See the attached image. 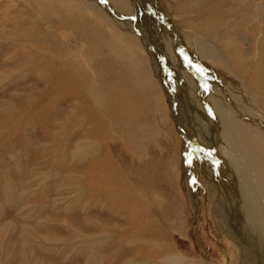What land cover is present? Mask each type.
<instances>
[{
    "label": "rangeland",
    "instance_id": "rangeland-1",
    "mask_svg": "<svg viewBox=\"0 0 264 264\" xmlns=\"http://www.w3.org/2000/svg\"><path fill=\"white\" fill-rule=\"evenodd\" d=\"M172 2L185 5V11L178 15ZM242 2L253 3L258 15L248 19L243 14L240 37L230 35L238 45V56H245L247 50L256 53L261 34L252 44L251 34L264 32V0ZM80 3L77 6L83 10L74 18L86 33L77 39L66 31L58 35L56 27L70 18L68 13L62 12L59 19L41 0H0V264H230L234 252L229 250L212 203L209 200L207 207L200 202L202 197L208 200L207 185L199 179V167L194 166L196 173L188 169L192 167L190 150H184L186 160L172 161L168 177L159 175L156 186L171 203L164 211L158 209L157 215L135 182H141L140 176L134 180L123 170L122 156L134 158L124 151L123 138L112 136L106 125H93L87 117L92 101L77 98L81 90L75 82H81L80 78L63 80L85 75L93 87L117 86L122 90L120 99H134L133 106L143 113L136 140L140 153L147 142L159 147L157 123L160 116L167 119L170 104L144 45ZM196 3L169 0L165 4L179 33L191 44L194 33L207 28L215 9L199 6L195 11ZM228 9L220 11L228 13ZM49 40L54 44L58 40L59 47L47 53L44 44ZM203 62L205 66L207 61ZM114 90V96L118 95ZM88 145L95 151L93 158L81 154ZM107 156L118 177L111 176L113 171L103 164ZM124 175L130 185L135 183L129 190L136 205L126 202L128 188L119 179ZM168 178L175 180L176 189ZM172 253L185 260L171 262Z\"/></svg>",
    "mask_w": 264,
    "mask_h": 264
},
{
    "label": "bare ground",
    "instance_id": "bare-ground-1",
    "mask_svg": "<svg viewBox=\"0 0 264 264\" xmlns=\"http://www.w3.org/2000/svg\"><path fill=\"white\" fill-rule=\"evenodd\" d=\"M41 1L45 2L46 9L49 7L48 11L52 10L55 16H60L59 19H63L62 12L69 14L70 18L63 21V25L56 27L58 35H61L60 31H66L79 39V34L86 33L76 26L77 18H74V14L80 17L83 9L77 4L81 2L85 9L92 10L96 17L97 14L105 15L112 23L119 25L124 33L141 41L150 61V68L160 87L167 93V104H170V112L166 110L167 119L160 116V122L157 123L160 133L159 147L147 142L145 146L142 145L144 153H140L141 148L136 140L139 141V119L143 113L139 111L138 105L133 106L132 98L128 101L120 99L122 90L117 86L114 89H117L119 94L114 96L112 86L104 87L100 83L98 87H93L87 82L85 75L73 79L66 76L63 80L71 82L80 78L81 82H75L77 89L81 90V95L77 98L84 97L92 101L87 117L93 125H106L112 136L120 135L123 138L124 151L134 157L130 159L122 156L120 163L123 170L129 172L134 180L140 176L141 182H135L140 187L142 197L148 195L147 203L151 208H155L157 215L158 209L164 211L171 202L166 195L161 194V191H164H160L156 183L160 176H169L168 169H172L173 160L178 161L176 158L180 157L181 160L187 159L184 150L189 149L192 153V167L189 165L188 169H194L196 173L199 167V179L203 185H207L204 192L207 193L208 200L202 197L200 202L209 206V200L211 201L222 233L227 241L229 240V250L234 252L230 264H264V32L251 34V44L260 34L261 37L254 46L256 53L247 50L245 56L235 53L238 45L230 36L234 32L240 37L245 23L243 14L248 19L258 15L253 9L254 4L244 3L242 0H210L209 3L207 0H196V6L193 7L195 11L199 6H213L215 9L210 14L207 28L200 34L194 33L195 41L191 44L179 33L178 25L169 17L166 6L169 0ZM194 1L184 0L186 3ZM174 6L176 11L179 9L178 15L186 8L182 3ZM225 6L229 8L228 13L220 11ZM205 15L207 14L203 13V16ZM187 22L189 24V21ZM188 24L185 23V26L189 28L191 24ZM57 41L54 44L49 40L44 44L47 53L51 47L57 50ZM182 42L187 44L183 46ZM122 45L124 44H120ZM204 60L207 61L205 66L202 65ZM72 74L74 76L76 73ZM105 89L108 91H104ZM164 105L166 107V104ZM174 135H178L186 143L180 140L179 145ZM90 146L84 147L85 150L81 154L93 158L95 151L93 146ZM103 164L114 172L109 173L111 176H119L111 167L108 156ZM183 165L186 166L187 162L183 161ZM93 166L92 168L97 167ZM135 171L138 174L133 173ZM119 179L123 180L126 189L128 188L126 191L129 196L126 202L136 205L134 192L130 193L129 190L135 183L130 185L125 175ZM166 180L172 181L173 189H176L175 180ZM168 258L171 262L185 260L180 254L173 253Z\"/></svg>",
    "mask_w": 264,
    "mask_h": 264
}]
</instances>
